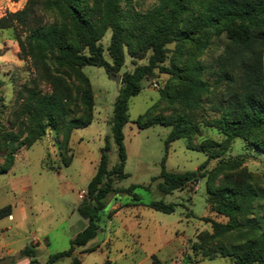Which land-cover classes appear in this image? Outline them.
Masks as SVG:
<instances>
[{
	"label": "trees",
	"instance_id": "trees-1",
	"mask_svg": "<svg viewBox=\"0 0 264 264\" xmlns=\"http://www.w3.org/2000/svg\"><path fill=\"white\" fill-rule=\"evenodd\" d=\"M27 0L26 5L13 13L0 17V29L13 28L19 46V55L29 63L33 77L23 85L17 99L22 101L26 121L19 135L3 133L0 153L4 163L0 174L7 172L15 161V148L30 147L51 126L62 135V146L72 131L88 126L93 117V93L82 68L93 65L118 73L125 62V52L132 58L142 59L130 72L121 75L111 118V135L105 136L96 171L87 185L86 194L77 206L78 214L86 225L69 241L65 250L50 254L43 264H56L62 258L72 257L69 264H81L73 252L84 247L100 230L101 213L109 194H132L135 202L140 198L133 192L136 185L116 188L115 180L127 176L124 171L127 153L124 145V126L129 120L128 102L142 88V81L156 71L169 74L176 81L172 90H163L161 97L170 105H178L167 115L149 117L137 125L170 126L164 142V156L158 189L163 194L196 183L205 176L202 169L212 159L219 163L208 174V203L212 211L225 217V222L210 221L212 232L208 238L225 239L238 233L241 241L219 243L213 251L229 257L234 264H264V215H260L264 202V189L253 185L249 176L214 185L215 177L223 171L237 170L241 157L222 158L235 138L248 146L264 150V0H155L146 11L133 10L131 0ZM52 15L47 21L44 15ZM110 30L106 48L110 61L104 57L100 40ZM224 41L221 52L209 62L201 57L212 45L213 39ZM175 49L169 60L168 44ZM190 46L186 53L184 49ZM185 54V56H184ZM44 82L48 90L38 87ZM203 95L214 98L211 109L216 117L203 118L204 126L223 136L221 141L204 138L193 144V136L200 133L196 114L204 109ZM110 138L117 151V163L109 169ZM187 139V147L206 154V160L194 170L176 172L166 169L169 143ZM70 159H64L68 166ZM264 204V203H263ZM148 207L172 213L174 203L151 201ZM10 206L0 208V218L8 215ZM91 248L89 251H93ZM28 257L29 264L36 260L32 246L19 253ZM154 258V255H152ZM0 264L5 263L0 259Z\"/></svg>",
	"mask_w": 264,
	"mask_h": 264
},
{
	"label": "rangeland",
	"instance_id": "rangeland-1",
	"mask_svg": "<svg viewBox=\"0 0 264 264\" xmlns=\"http://www.w3.org/2000/svg\"><path fill=\"white\" fill-rule=\"evenodd\" d=\"M27 0H0V17L22 9ZM155 0H131L133 10L146 11ZM123 5L125 0L122 1ZM47 21L52 15L46 14ZM111 31L108 30L100 40L104 57L107 53ZM224 41L213 39L212 45L201 57L204 62L215 58L222 50ZM169 65L175 44H168ZM190 46L184 49L186 50ZM185 56V54H184ZM142 59L130 57L125 52V62L118 71L120 75L133 70L137 64H145ZM88 77L93 93L92 122L72 131L67 142L68 150L62 146V135L51 126L45 134L30 147L18 146L12 142L15 161L11 168L0 174V208L9 204L24 207L25 218L17 210L14 219L0 218V245L19 241L20 246L31 238L40 242L36 260L43 264L50 254L65 250L69 241L79 230L81 219L76 207L86 194L87 185L96 171L105 136L111 135L113 105L120 86H116L103 67L86 65L82 68ZM33 77L29 63L19 55V46L13 28L0 29V137L3 133L19 135L26 121L22 111V101L17 99L23 85ZM176 81L169 74L156 71L154 76L142 81V88L128 102L129 120L124 126V145L127 159L122 180H115L116 188L136 185L133 192L140 201L137 203L132 194L111 193L106 207L101 213L100 230L86 246L75 248L73 255L81 259V264H234L229 257H221L213 247L224 242L227 245L241 241L238 233L222 239H210V221L225 222L227 219L212 211L208 203L209 172L216 167L219 159L210 160L202 169L205 176L196 183L182 189L163 194L158 189L161 160L164 156V142L170 126L152 125L139 128L137 119L144 115L141 122L149 117L169 115L178 105H170L161 97L163 90H172ZM48 90L44 82L39 86ZM204 109L196 114L200 133L193 136L192 143L199 144L204 138L221 141L223 136L203 124V118L216 117L211 109L214 98L203 95ZM243 159L242 165L233 171L218 174L213 184H224L228 180L249 176L250 182L264 189V150L248 146L235 138L222 156L229 160ZM68 166L64 159H70ZM109 169L117 163L116 145L110 138L108 151ZM206 160V154L189 149L187 139L179 138L169 143L165 161L168 170L182 172L196 169ZM4 156L0 153V165ZM82 195V197H79ZM162 200L174 203L172 213H164L148 207L151 201ZM264 202L260 215H264ZM17 208V209H18ZM120 209V214L113 217ZM125 224L126 227H123ZM9 226V228H8ZM38 238V240H37ZM31 242V244H32ZM35 243V244H36ZM93 248V251L89 249ZM154 255V258H152ZM72 257H65L56 264H69ZM28 257L14 256L5 263L29 264Z\"/></svg>",
	"mask_w": 264,
	"mask_h": 264
},
{
	"label": "crops",
	"instance_id": "crops-1",
	"mask_svg": "<svg viewBox=\"0 0 264 264\" xmlns=\"http://www.w3.org/2000/svg\"><path fill=\"white\" fill-rule=\"evenodd\" d=\"M263 70H264V57H263ZM8 206V205H7ZM10 206V212L8 215L6 216H3L2 218H8L9 220H13L14 219V212L17 210L18 212H20V214L22 215V218H25V209L24 207H17L16 204H9ZM18 208V209H17ZM76 210H77V207H76ZM120 209H117L114 214H113V217H117L119 214H120ZM80 216V215H79ZM81 217V216H80ZM78 224H79V230L80 231L85 225H86V220L83 219L81 217V219L78 220ZM123 227H126L125 224H123ZM9 228V226H8ZM77 231V232H78ZM76 232V233H77ZM75 233V234H76ZM74 234V236H75ZM73 236V237H74ZM72 237V238H73ZM32 238L26 243L24 244L23 246H20L19 244V241H12V242H9L7 244H4V245H0V259H2L3 261L7 258H11V257H14V256H18V257H26V256H20L19 253L20 251L25 247V246H32V248L35 250V252H38L39 251V244L40 242L36 243L37 241H33L32 242ZM38 240V238H37ZM39 241V240H38ZM32 242V244H31ZM36 243V244H35Z\"/></svg>",
	"mask_w": 264,
	"mask_h": 264
},
{
	"label": "water",
	"instance_id": "water-1",
	"mask_svg": "<svg viewBox=\"0 0 264 264\" xmlns=\"http://www.w3.org/2000/svg\"><path fill=\"white\" fill-rule=\"evenodd\" d=\"M109 75L116 84V86H125V83L121 82V75L119 73L109 72Z\"/></svg>",
	"mask_w": 264,
	"mask_h": 264
},
{
	"label": "built area",
	"instance_id": "built-area-1",
	"mask_svg": "<svg viewBox=\"0 0 264 264\" xmlns=\"http://www.w3.org/2000/svg\"><path fill=\"white\" fill-rule=\"evenodd\" d=\"M79 197H82V195H79Z\"/></svg>",
	"mask_w": 264,
	"mask_h": 264
}]
</instances>
